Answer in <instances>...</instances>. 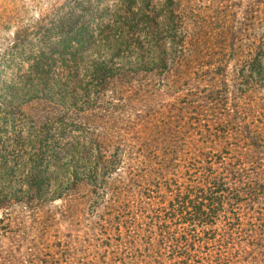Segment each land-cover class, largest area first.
I'll return each instance as SVG.
<instances>
[{"label":"trees","instance_id":"trees-1","mask_svg":"<svg viewBox=\"0 0 264 264\" xmlns=\"http://www.w3.org/2000/svg\"><path fill=\"white\" fill-rule=\"evenodd\" d=\"M0 112L28 124L0 139V264L257 247L236 235L264 201V0H3Z\"/></svg>","mask_w":264,"mask_h":264},{"label":"rangeland","instance_id":"rangeland-1","mask_svg":"<svg viewBox=\"0 0 264 264\" xmlns=\"http://www.w3.org/2000/svg\"><path fill=\"white\" fill-rule=\"evenodd\" d=\"M3 0H0L2 2ZM6 73H4L6 78L11 77L10 71L5 70ZM2 108L8 109L7 107L1 105ZM53 106L44 102H31L22 107V115H24V118L28 121V119H32L35 121H41L44 117H47L48 115H53L54 112H52ZM51 109V113L49 114L47 111ZM10 117V118H9ZM27 121L24 122L20 116H11V114L0 112V124L2 129L0 130V139H5L6 137L12 138L14 135L19 136H25L26 130L28 129ZM55 128L54 126L50 128V133H52V138H54L56 135L54 134ZM75 135V134H73ZM262 215L260 218V225L259 222L255 221L254 226L250 227L248 225L249 221L252 220L254 217V214L250 213L246 214V216L242 217L243 220V230L241 233L236 235V240H239L241 242L246 240H250V237L255 238L253 241L257 244V247H248L246 246V250L248 251V255L245 259L242 258L244 261L242 264H264V201H262ZM251 214V215H250ZM254 220H256V217H254ZM262 230V231H261ZM262 232V236H259V233ZM250 237H247V236ZM243 247V243H242Z\"/></svg>","mask_w":264,"mask_h":264}]
</instances>
